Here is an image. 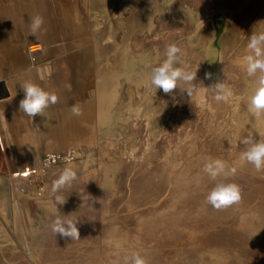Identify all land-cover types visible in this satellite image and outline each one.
Here are the masks:
<instances>
[{"label": "rangeland", "instance_id": "rangeland-1", "mask_svg": "<svg viewBox=\"0 0 264 264\" xmlns=\"http://www.w3.org/2000/svg\"><path fill=\"white\" fill-rule=\"evenodd\" d=\"M80 4L84 33L79 41L69 40L65 50L72 63L70 89L45 90L58 97L57 103L43 117L24 114L22 128L12 130L15 139L3 135L10 118L0 108V264H131L133 253L146 264H264V170L256 172L240 160L245 138L264 140V117L248 111L257 77L247 76L243 61L250 36L264 32V0ZM149 21L152 30L146 27ZM38 44L31 55V44L26 47L35 62L42 48ZM72 44L88 48L85 58L77 59ZM170 44L182 50L183 64L175 66L196 72L192 86L224 82L243 99L217 103L209 88L201 105L195 93L189 97L184 91L183 82L171 94L156 90L150 74ZM143 53L150 55L148 65L138 59ZM133 55L148 85L122 79L112 110L128 120L115 123L114 135L99 136L95 122V128L90 124L94 142L79 132L74 145H57L60 137L44 136L56 132L57 124L46 117L62 120L71 104L95 98ZM6 94L0 83L1 101ZM129 103L141 108L139 114L127 111ZM8 107L12 114L13 106ZM86 124L80 121L79 127ZM6 140L19 144L3 145ZM210 158L224 161L229 174L216 180L204 174ZM66 167L77 178L70 189L57 193L65 199L61 204L51 188ZM220 182L238 184L241 199L218 210L206 196ZM55 216L77 220L80 239L56 235L51 230Z\"/></svg>", "mask_w": 264, "mask_h": 264}, {"label": "crops", "instance_id": "crops-1", "mask_svg": "<svg viewBox=\"0 0 264 264\" xmlns=\"http://www.w3.org/2000/svg\"><path fill=\"white\" fill-rule=\"evenodd\" d=\"M87 7L95 5L96 0H85ZM39 15L43 18V25L36 36L31 35V18ZM84 15L80 0H0V83L5 85V101L0 100V108L9 116L10 125L4 130V136H13L12 130L22 128L23 112L19 111V101L24 98L22 85L31 81L44 90L58 87L69 89L71 59L65 55L69 40H81L84 33ZM40 43L42 48L37 53L35 61L26 51L30 44ZM77 49V59L80 52L88 50L83 44H72ZM94 59H97L94 56ZM88 61L87 63H89ZM90 64V63H89ZM59 84L61 86H59ZM8 105L13 106V115L8 112ZM80 103H73L66 111L62 120H52L46 117L47 122L56 124V132L49 130L45 137H60L57 145L78 143L79 115H73L71 107ZM10 114V115H9ZM50 129V128H49ZM71 132L73 138L65 139V132ZM23 135L26 133L22 131ZM76 136V137H74ZM14 137V136H13ZM15 139V137H14ZM16 141L6 140L3 145H18Z\"/></svg>", "mask_w": 264, "mask_h": 264}, {"label": "clouds", "instance_id": "clouds-1", "mask_svg": "<svg viewBox=\"0 0 264 264\" xmlns=\"http://www.w3.org/2000/svg\"><path fill=\"white\" fill-rule=\"evenodd\" d=\"M44 21L39 15L31 18L30 29L31 35L36 36L41 29ZM181 48L176 44H170L165 49V59L158 66L153 68L150 74V83L155 89H162L165 94L173 93L178 88L179 83L183 82L187 87L184 91L189 97L195 93L199 104L205 103V97L209 88L214 89L213 99L217 102L229 103L233 99L239 101L243 99L236 96L230 86L224 82L216 83L211 87L203 89L192 86V82L196 79V72L188 71L185 66L176 67L177 64H183L180 59ZM246 65V74L248 77H257L256 86L250 96H248V111L257 119L264 117V32L252 34L247 44V54L243 57ZM211 74H208L210 78ZM70 89V85L68 86ZM24 98L19 101V111L25 115L34 118L35 116H44L46 109L50 105L57 103L58 97L54 93H50L42 89L31 81H26L22 85ZM210 107V105H209ZM73 115H80V108L76 105L71 107ZM242 143L247 146L240 160L254 166L256 172L264 170V140H255L252 137L245 138ZM235 168L230 169L234 174ZM202 172L209 176L212 180H216L219 176H227L229 170L224 161L220 159H211L205 163ZM77 178V172L66 167L53 181L51 191L53 194L62 193L70 189L73 182ZM241 199V188L236 183L220 182L210 190L206 196V201L215 209L229 207ZM57 203L64 204L65 199L62 195H55ZM51 230L57 235L70 238L73 240L80 239V232L77 227V220H64L60 216H55ZM131 264H146V261L139 253H133L131 256Z\"/></svg>", "mask_w": 264, "mask_h": 264}, {"label": "bare ground", "instance_id": "bare-ground-1", "mask_svg": "<svg viewBox=\"0 0 264 264\" xmlns=\"http://www.w3.org/2000/svg\"><path fill=\"white\" fill-rule=\"evenodd\" d=\"M146 27H148V29L152 30L153 27H154V23L152 21H149L148 24L146 25ZM201 27H202V23L200 22V23H198V29H200ZM128 51H129V48H126L125 49V55L128 54ZM85 53H86V51H85ZM85 53L80 52L79 56L80 55H81V57L85 56ZM138 59L142 63L148 65L149 64L150 55L147 54V53H143V54L138 56ZM135 60L137 61V57H135L133 55L132 58H131V61L129 62V64L127 65V67L123 71H121L119 73H115L113 75L111 81L108 82L107 84H105L104 87H100V88L98 87L99 91L96 88L98 93L95 96V98L94 97H90L85 102L80 103V113L81 114L78 117L79 118V124H80V121L87 122V124L84 127H82V126H81V128L79 127V131L78 132L81 133L85 138H87L89 142H94L95 139H96L95 132L94 131L92 132V130H91V128H92L91 125H90L91 123H93V125H94L95 122H96L97 127L100 130L99 136H101L102 134H104V135L105 134L106 135H114L115 134V130H114L115 129L114 128L115 123L118 120H125V121L128 120L127 117L122 116L119 113H115L112 110V108L115 105V103L121 97V87H122V79L123 78H125L130 83H133V82L136 83L138 87H140L143 83L144 84L146 83L148 85V77L147 76L146 77H142L141 73L136 70V68H135ZM140 110H141V108H137L136 106H133L131 103H129L127 105V111L129 113L136 112L137 114H139ZM94 128H95V125H94ZM64 136H65V139L73 138V135L71 134L70 131L68 133L65 132ZM65 145H68V143L65 142ZM66 149H72V147H66ZM78 154L79 153H76V155H78ZM66 157H68V156H66ZM116 168H117V166H114L112 168V170L115 171ZM41 173H42V171H40V174ZM26 175L27 174H25V176ZM4 201H5V199L2 201V204H1L2 206L4 205ZM44 206L52 214L56 213L55 209H54V207L52 205H51L52 207L48 206L47 204L44 205ZM46 216L48 217V215H46Z\"/></svg>", "mask_w": 264, "mask_h": 264}, {"label": "built area", "instance_id": "built-area-1", "mask_svg": "<svg viewBox=\"0 0 264 264\" xmlns=\"http://www.w3.org/2000/svg\"><path fill=\"white\" fill-rule=\"evenodd\" d=\"M36 45H39V44L38 43H34V44H31L28 47V52H29L30 55L35 52V49H33V47L36 46Z\"/></svg>", "mask_w": 264, "mask_h": 264}]
</instances>
